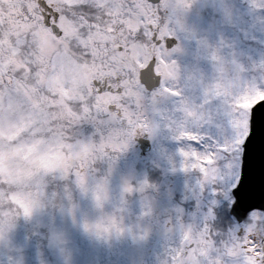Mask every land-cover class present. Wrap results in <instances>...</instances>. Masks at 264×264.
I'll use <instances>...</instances> for the list:
<instances>
[{
    "label": "rangeland",
    "instance_id": "rangeland-1",
    "mask_svg": "<svg viewBox=\"0 0 264 264\" xmlns=\"http://www.w3.org/2000/svg\"><path fill=\"white\" fill-rule=\"evenodd\" d=\"M57 1L61 5L65 2ZM101 1L113 13H120L117 0ZM173 1V9L163 14L165 19L161 23L166 32L177 39V47L173 51L164 47L157 49L149 40L152 52L146 55L143 45L135 41L130 44V58L134 63L141 66L156 56L157 72L162 75L161 86L151 94L139 85H132L133 91L129 90L134 105L141 108L135 115L141 116L140 125L148 127L153 151L144 156H132L127 148L128 123L94 121L85 108L90 107L93 114L94 95L88 91L89 77L62 72L64 61H56L52 66L47 60L52 45H48L46 38L41 39V44H35L34 34L28 32L27 24L14 17L12 8L19 2L0 0V203L8 210L18 209L21 213L14 215L6 226L4 240L0 242V264H8L9 257L20 264H40L41 259L45 264H60L58 253L47 247V240L32 236L36 222L43 219L47 223L48 214H54L60 224L59 206L66 203L60 197L65 189L90 220L111 215L119 206L125 179L136 187L147 176L149 184L155 186L125 195V225L137 224L142 199L151 203V216L139 221L142 228L149 230L147 238L133 241L130 234L120 240L113 237L109 249L107 244L89 237L82 229L69 226L68 248L73 252L75 264H96L97 261L99 264H164L171 258L169 249L181 246L189 228L197 234L201 231L206 201L201 200V209L193 218L185 214L183 207L185 219L177 221L174 211L179 205L174 201L178 196L187 195V203L196 205L195 195L185 192V184L194 188L197 175L192 171L172 173L168 171V161L171 158L179 168L178 149L186 147L187 139L195 138L196 133L209 131L201 113L211 112L217 123L225 125L233 113L243 109L242 124L247 128V113L264 99V92L259 90L256 77L250 71L249 60V57L259 60L264 53V0H257L255 6L252 0H225L232 22L226 19L224 8L213 0L207 3L204 0ZM131 15V24L135 23L133 28H136L142 23L139 8ZM150 23L156 22L150 19ZM245 31L249 33L247 38ZM221 37L227 44L235 45L234 49L224 47L219 52L223 73L217 70L221 61L211 59L210 49L198 43L202 40L216 47ZM32 45L38 47L37 51ZM120 46L121 42L116 44L117 53ZM53 48L62 52L61 48ZM233 50L237 64L232 63ZM58 67L61 68L57 70ZM134 78L139 84L138 72ZM218 80L222 84L220 95L205 103L206 90ZM133 126L130 124L131 129ZM211 131L218 130L212 128ZM125 144L127 146L122 147ZM77 173L83 176L84 187L89 189L88 198L82 197L81 186L75 182ZM151 178L158 182H151ZM104 181L108 200L102 209H97L91 189ZM53 192L60 194L53 201L56 207L47 204ZM39 204L45 205L43 211ZM169 217L172 231L166 232L164 222ZM40 231L47 233L46 228ZM237 234V230H227L222 242L211 238V243L206 244L207 254L219 257L221 264H244L248 257L238 244ZM38 242L42 255H38ZM192 261L191 264H205V259Z\"/></svg>",
    "mask_w": 264,
    "mask_h": 264
},
{
    "label": "snow or ice",
    "instance_id": "snow-or-ice-1",
    "mask_svg": "<svg viewBox=\"0 0 264 264\" xmlns=\"http://www.w3.org/2000/svg\"><path fill=\"white\" fill-rule=\"evenodd\" d=\"M207 3V0H204ZM213 3H219L224 8L225 17L229 22H232L231 12L225 6V0H213ZM257 0H252L253 6ZM185 6H188L185 3ZM264 10V9H262ZM255 25H253L254 27ZM192 37L195 38V32H192ZM245 37L249 36L247 31L244 32ZM254 38V37H253ZM163 43L171 48L175 43L174 38H169ZM210 49V57L213 60L221 61L218 71L223 73L222 58L219 52L224 47L235 48L234 44H227L221 37L219 44L216 47L207 45L206 41L198 40ZM233 64H237L236 52L231 53ZM250 60V71L256 77V84L260 91L264 92V53L261 54L259 60ZM239 68L240 66L237 65ZM243 69H241L242 71ZM144 82L147 85L149 81L154 79V65L149 66L143 73ZM221 81H217L211 89L205 92V103H208L215 96L220 95ZM215 90L214 95L212 94ZM227 100L234 99L225 97ZM243 109L233 113L225 125L216 122L215 116L209 112L207 115L201 113V117L209 126V131L206 133H196L195 142L189 141L184 148L178 149V155L181 157L179 168L176 163L170 158L168 171L176 173L177 171L195 172L197 175L196 186L190 187L185 184V192L193 193L196 197V208L201 209V200L206 201L207 211L202 212L203 227L197 234L195 240L189 237L180 247L170 248V259L164 261V264H187V260L180 256L181 253L188 251L189 243H198L201 245L198 251L204 256L205 264H221L219 257H211L207 254L203 245L211 243L213 235H219L213 229V224L221 215L225 218L228 224V231L237 230L240 247L246 251L244 264H264V236L260 233L264 231V100L258 101L247 113L248 123L247 128L242 124L244 117L241 115ZM219 115V112L216 114ZM139 126L142 130L147 131L146 125H140L137 122L129 132V139L135 136V128ZM212 128L218 131L213 133ZM147 138L151 141L152 136L149 133ZM127 145H122L126 147ZM111 166L109 173L111 172ZM75 181L81 186L82 197L88 198L89 189L84 187V178L79 173ZM106 181L97 183L91 189V198L94 206L97 209H102L105 201L108 200V192L105 187ZM155 187L150 185L147 176L138 182L136 187H133L127 179L123 181L122 192L120 196L119 206L115 207V211L111 215L102 216L99 220L92 221L87 214L80 212V205L75 202L70 192L65 189L64 194L60 197L61 200H66L59 206L60 224H57V218L54 214H48V221L45 223L43 219L38 220L33 228L32 236L40 240H47V247L55 250L60 257V264H75L73 252L68 248L69 226L72 229H82L89 237L107 244L111 248V239L120 240L125 234H130L133 241H140L147 238L149 230L142 228L139 221L152 214L151 203L147 200H141L140 212L137 216V224L135 226L124 224V213L127 211L125 205L126 194L134 191L143 192L146 188ZM60 195L53 192L48 198L47 204L56 207L53 201ZM188 199L187 195L182 196L181 202L177 205L174 211L177 213L176 220L180 221L184 209L183 203ZM38 207L43 211L45 205L39 204ZM80 213V215H78ZM20 210H8L7 206L0 203V242L4 240L6 226L11 218L15 215H20ZM30 219V216H27ZM172 218L164 222L165 231L170 232L172 228L169 225ZM135 227V231H133ZM183 227V225H181ZM41 228H46L47 233H42ZM102 230V231H101ZM103 233H108L104 235ZM205 237L207 239L205 240ZM27 239V238H26ZM41 244L37 243L38 255ZM192 251H197L193 249ZM8 264H20V261H14L11 257L8 258ZM40 264H45L43 259ZM96 264H99L97 261Z\"/></svg>",
    "mask_w": 264,
    "mask_h": 264
},
{
    "label": "flooded vegetation",
    "instance_id": "flooded-vegetation-1",
    "mask_svg": "<svg viewBox=\"0 0 264 264\" xmlns=\"http://www.w3.org/2000/svg\"><path fill=\"white\" fill-rule=\"evenodd\" d=\"M15 1L19 4L12 8V13L15 18L22 19V23L27 24V31L34 34L32 41L41 44V39L46 38L48 45H52V51L47 56L48 62L54 66L56 61H64L63 68L58 67L57 70L61 68L62 72L66 70L83 78L89 77L88 91L90 95H94L93 114L90 107L85 108L92 119L111 124L128 123L129 135L132 130L130 124L135 125L141 119V116L135 115L141 108L134 105L129 90L133 91L132 85L142 86L135 82L134 77L147 64L144 61V64L138 66L133 62L130 58V44L135 41L139 46L143 45L146 55L152 52L149 40L155 48L164 47L169 50L163 41L173 36L166 32L161 22L165 19L163 14H168L173 9L174 1L160 0L153 4L148 0H117L119 14L113 13L101 0H65L63 5L57 0ZM137 7L142 23L139 22L140 25L133 28L135 23L131 24V12ZM12 9L9 10V15ZM150 19L156 23H150ZM119 42L120 53H117L116 44ZM177 44L169 51H173ZM53 46L61 48L62 52L55 51ZM33 48L37 51L38 47L32 45ZM147 135L148 131L139 126L135 128V136L128 138L127 142L132 156H144L153 152L152 148L148 153L142 152V142L148 140ZM185 214L193 218L197 212L186 209ZM213 229L219 235H213L211 238L222 242L228 224H219L216 220ZM260 235L264 236V231ZM189 236L195 240L196 231L191 229ZM236 239L238 240V234ZM196 246L199 248L201 245L191 243L189 250L184 254L187 264H191L195 259H204L199 251H192ZM203 247L206 252L209 250L206 245Z\"/></svg>",
    "mask_w": 264,
    "mask_h": 264
},
{
    "label": "water",
    "instance_id": "water-1",
    "mask_svg": "<svg viewBox=\"0 0 264 264\" xmlns=\"http://www.w3.org/2000/svg\"><path fill=\"white\" fill-rule=\"evenodd\" d=\"M149 2H151V3H154V4H157L160 0H148ZM174 44H176V40H175V43ZM173 44V45H174ZM169 48V47H168ZM151 65H153V64H150L149 66H151ZM149 66L146 68V69H144L142 72H141V74H140V77H141V81H142V83H144L145 84V82H144V76H143V73H144V71L145 70H147L148 68H149ZM160 81H161V78H160V76H154V79L152 80V81H149L148 82V84L146 85L147 86V88L149 89V90H152V89H154V88H156V87H158L159 85H160Z\"/></svg>",
    "mask_w": 264,
    "mask_h": 264
},
{
    "label": "clouds",
    "instance_id": "clouds-1",
    "mask_svg": "<svg viewBox=\"0 0 264 264\" xmlns=\"http://www.w3.org/2000/svg\"><path fill=\"white\" fill-rule=\"evenodd\" d=\"M102 216H107L106 214L101 215L97 220H99ZM102 231V230H101ZM104 235H108V233H103Z\"/></svg>",
    "mask_w": 264,
    "mask_h": 264
}]
</instances>
